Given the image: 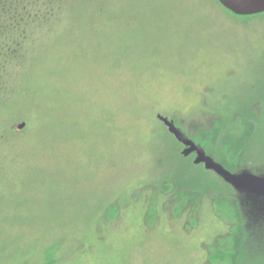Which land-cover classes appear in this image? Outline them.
<instances>
[{"label": "rangeland", "instance_id": "obj_1", "mask_svg": "<svg viewBox=\"0 0 264 264\" xmlns=\"http://www.w3.org/2000/svg\"><path fill=\"white\" fill-rule=\"evenodd\" d=\"M63 5L4 62L0 264H264V207L157 118L231 173L264 174V13Z\"/></svg>", "mask_w": 264, "mask_h": 264}, {"label": "trees", "instance_id": "obj_2", "mask_svg": "<svg viewBox=\"0 0 264 264\" xmlns=\"http://www.w3.org/2000/svg\"><path fill=\"white\" fill-rule=\"evenodd\" d=\"M64 0H0V95L4 86L6 67L4 62L14 61V44L19 48L24 47L36 36V30L44 29L50 20L60 12ZM217 2V0H215ZM217 4H219L217 2ZM63 5V6H62ZM220 5V4H219ZM222 7V6H221ZM223 8V7H222ZM224 9V8H223ZM53 18V19H52ZM36 26V27H35ZM1 40V39H0ZM17 54L20 52L17 50ZM170 137L175 140L171 135ZM194 141L204 147L201 140ZM44 264H54L52 259H47Z\"/></svg>", "mask_w": 264, "mask_h": 264}, {"label": "water", "instance_id": "obj_3", "mask_svg": "<svg viewBox=\"0 0 264 264\" xmlns=\"http://www.w3.org/2000/svg\"><path fill=\"white\" fill-rule=\"evenodd\" d=\"M217 2L227 11L235 16L246 17L264 13V0H217ZM163 123L168 133L184 148L181 153L183 157L195 155L194 165H202L205 170L214 173L223 182L231 186L236 192L245 195L252 201V205L259 208L264 207V174L256 175L247 170L239 173H231L221 164L208 156L204 149L195 144L175 126L173 120H169L161 115L157 116ZM24 123L17 126L19 130L24 128Z\"/></svg>", "mask_w": 264, "mask_h": 264}, {"label": "flooded vegetation", "instance_id": "obj_4", "mask_svg": "<svg viewBox=\"0 0 264 264\" xmlns=\"http://www.w3.org/2000/svg\"><path fill=\"white\" fill-rule=\"evenodd\" d=\"M223 166V165H222Z\"/></svg>", "mask_w": 264, "mask_h": 264}]
</instances>
